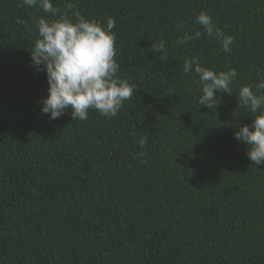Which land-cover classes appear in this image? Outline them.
<instances>
[{"label": "trees", "instance_id": "trees-1", "mask_svg": "<svg viewBox=\"0 0 264 264\" xmlns=\"http://www.w3.org/2000/svg\"><path fill=\"white\" fill-rule=\"evenodd\" d=\"M52 2L115 20L118 76L136 89L114 118L50 120L31 51L38 20L59 16L0 0V264H264V164L234 138L254 120L239 91L264 75V0ZM201 11L235 38L230 53L206 35L177 43L203 31ZM191 59L238 72L215 110L183 72Z\"/></svg>", "mask_w": 264, "mask_h": 264}, {"label": "clouds", "instance_id": "clouds-1", "mask_svg": "<svg viewBox=\"0 0 264 264\" xmlns=\"http://www.w3.org/2000/svg\"><path fill=\"white\" fill-rule=\"evenodd\" d=\"M22 4L29 8L39 7L49 16H59L53 20L44 17L38 20L39 38L31 51L33 65L38 70H46L49 85L48 96L40 102L42 113L50 120H56L70 111L73 121H85L89 110L98 111L109 119L116 117L125 101L133 96L136 85L118 76L120 65L115 59L117 49L113 32L115 20L109 18L107 24L102 25L79 12L74 13L73 19L68 14L73 8L71 3L63 14L52 0H22ZM195 23L203 31L184 32L177 40L178 44H188L206 35L220 41L225 53L231 52L235 38L219 29L209 14L201 11ZM180 27H184L183 23ZM151 50L161 53V60H167L164 42L153 44ZM183 72L195 74L193 84L201 93L198 103L212 110L222 103V95L218 97V93L232 95V86L238 77L234 68L217 72L195 59L185 60ZM258 75L261 77L259 82L254 86H243L237 98L239 107L247 108L254 120L251 125L239 126L234 133L237 141L248 145L246 155L257 166L264 164V112L261 111L264 110V75L259 69ZM187 91L192 93V88ZM258 112L261 114L255 115ZM138 143L143 149L148 138L143 136ZM144 155L143 151L139 153L140 158Z\"/></svg>", "mask_w": 264, "mask_h": 264}]
</instances>
